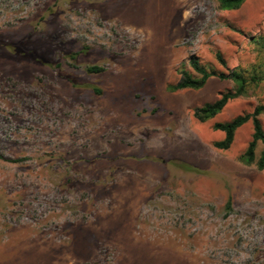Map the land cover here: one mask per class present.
I'll list each match as a JSON object with an SVG mask.
<instances>
[{
  "label": "rangeland",
  "instance_id": "374dc122",
  "mask_svg": "<svg viewBox=\"0 0 264 264\" xmlns=\"http://www.w3.org/2000/svg\"><path fill=\"white\" fill-rule=\"evenodd\" d=\"M193 56L257 81L199 122L236 86L168 91ZM260 105L264 0H0V264H264L252 123L212 128Z\"/></svg>",
  "mask_w": 264,
  "mask_h": 264
},
{
  "label": "trees",
  "instance_id": "16d2710c",
  "mask_svg": "<svg viewBox=\"0 0 264 264\" xmlns=\"http://www.w3.org/2000/svg\"><path fill=\"white\" fill-rule=\"evenodd\" d=\"M246 0H217L218 6L221 10H237L239 9ZM217 61L225 66V62L219 53L216 54ZM189 66L196 76L186 71L180 72V79L176 84L168 86V91L177 92L186 89L199 90L206 82L213 77L220 80H229L235 84V89L233 91H227L219 95V97L210 103H205L200 107H196L193 110V117L199 122H205L207 120L213 119L225 108L227 103L233 99L242 96L245 93L246 85L251 82L255 83L257 78L251 76L247 78L241 70H227V72L216 73L214 71L206 69L200 64L197 57H190ZM89 73H98L102 71L99 67H89L87 68ZM100 93L99 90H95ZM264 115V106H257L251 113H246L243 115L236 116L228 122L214 123L212 128L214 131H221L223 133V138L219 141L213 143V147L220 151L228 150L233 144L235 133L239 128L248 122L252 123L253 132L251 135V140L247 144V147L240 154L238 161L244 166L254 165L258 171L264 169V130L262 127L260 115ZM257 143H261L263 148L259 155V158L255 161V150ZM16 162V161H12ZM231 201L230 199L226 202L225 208L230 209Z\"/></svg>",
  "mask_w": 264,
  "mask_h": 264
}]
</instances>
